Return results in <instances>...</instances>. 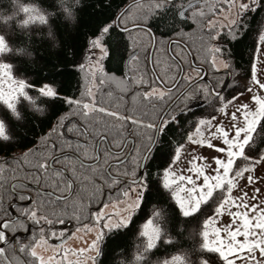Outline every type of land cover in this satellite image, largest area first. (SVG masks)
<instances>
[{
	"label": "snow or ice",
	"instance_id": "6c2138e0",
	"mask_svg": "<svg viewBox=\"0 0 264 264\" xmlns=\"http://www.w3.org/2000/svg\"><path fill=\"white\" fill-rule=\"evenodd\" d=\"M226 4L235 11L222 22L195 0H152L147 13L131 21V28L124 23L125 7L83 32L82 0H0V153L25 148L20 156L33 155L27 145L47 143L77 111L85 119L99 112L151 130L134 153L124 152L115 138L107 145L103 134L91 145L94 182L102 190L116 189L120 199L111 210L103 199L99 201L89 223L82 224L81 246L58 249L53 244L58 264H264V191L257 187L264 184V26L253 29L247 21L252 13L261 14L264 21V0ZM95 7L110 8L111 0H97ZM190 22L199 24L211 67L217 73L225 70L223 78L203 84L194 69L195 80L190 74L185 77L191 85L180 93L183 99L177 97L178 102L165 107L157 119L144 124L121 117L98 106L91 89L76 96L63 88L59 77L69 64L81 72L87 69L88 79L99 78L101 84L115 79L105 71V63L118 55L125 59L133 30L155 41L154 27L182 34V26ZM249 33L254 35L247 53V78L238 83L234 61L243 49L237 46ZM51 49L56 50L54 59ZM127 59L134 60L135 55L129 53ZM129 83L134 94L147 100L170 99L176 87L165 84L158 89L155 81L144 79ZM85 133L92 135L87 128ZM51 164L60 165V158L52 157L51 162L38 158L37 171H46ZM64 179L71 188L72 175ZM23 215L41 225V236L28 246L20 245V251H28L35 264H52L55 257L46 261L36 245H48L49 240L63 243L75 233L54 230V224L63 223L56 213L55 220L38 209ZM15 223L0 219V253L10 239L15 240L9 235ZM184 240L191 244L182 246ZM160 252L162 256L152 258ZM69 253L80 259L69 260Z\"/></svg>",
	"mask_w": 264,
	"mask_h": 264
},
{
	"label": "flooded vegetation",
	"instance_id": "af4514ba",
	"mask_svg": "<svg viewBox=\"0 0 264 264\" xmlns=\"http://www.w3.org/2000/svg\"><path fill=\"white\" fill-rule=\"evenodd\" d=\"M195 1L204 9L206 14L215 15V17L222 22L223 18L227 17L226 14L223 15V11H226V7H228L226 0ZM151 2L152 0H147L130 7L124 17V23L127 24L129 28L132 27L131 21L138 20L146 14ZM213 7L222 8L223 11L213 13L210 11ZM189 26L190 28L183 30L182 34H176L168 38H161L154 33L156 39L154 50H152L153 40L151 37L143 32L133 30L131 37H129L130 46L128 54L133 53L135 59L130 60L126 71L125 64L127 54L123 61L122 74L119 76L114 75L116 79H119L118 82H121V85H123L122 88L127 92L126 95H132L134 94L132 92L134 85L129 83V79H144L149 82L155 81L154 86L158 89H163L165 84L167 87L172 88L174 84L176 85L182 66L183 76L173 89L170 99L167 97L164 100L145 99L142 107H136L132 105V103H128L126 95L118 101L116 96V91L118 89L115 88V85L108 84L105 86V92H101L100 87L96 88L94 96L97 105L105 107L109 111H115L121 117L131 115L140 119L142 118L141 121L147 124L148 122L143 121L145 118H148L150 115L154 118L162 115L163 109L174 101H177V97H180V93L191 84L190 80L185 79L186 76L190 74L193 80L196 79L197 72L193 71L194 69L198 70L199 80L203 84L215 83L218 78H223L225 70L221 69L220 73H217L216 70L211 67V56L206 48L205 37L199 24L190 22ZM235 73V77H239L236 71ZM192 90H195V86ZM140 91H142V89ZM137 93L138 92L134 95ZM180 99L182 100L183 97H180ZM159 111H161L160 114ZM137 112L139 115H137ZM85 128L92 133L91 136L85 133ZM149 132L150 130L141 129L132 125L130 120H117L104 113L96 112L90 114L87 119L80 116L78 111L70 115L69 121H65V127L57 128V133L53 135L55 141L50 146L48 153L44 152L42 155V158H48L50 162L52 157H59L60 165L51 164L46 171L41 170L40 175L29 174L26 175L28 181L14 179L10 185L13 199L7 205L10 217L6 218L16 221L13 225V229L9 232L10 236H15V240L13 241L10 239L8 244L4 245V248L11 246L14 251H18L20 239L27 238L28 241L30 238L32 239L33 236L35 240L40 239L41 233L39 230L41 225L35 224L23 214L28 210L38 209L42 214L47 215L49 202L53 203L55 200L65 201L75 195L80 186L79 181L85 178V175L82 173L91 171L94 169L93 167L96 166L91 159V157L95 155L91 145H94L96 140L99 139V134L107 136V145H110L113 138H115V140L121 144L124 152L134 153L137 151V148L141 146L142 139L146 137L145 134L149 135ZM132 133H135V135ZM85 141H87V144H85ZM69 145H71V147H69ZM78 145L82 147L78 149ZM61 153L67 154L68 159L65 160ZM77 156H79L80 159H77ZM37 160L38 158H36L35 161ZM81 161H83V163H81ZM31 167H33V165H31ZM61 167L68 168V171L58 172V169ZM28 170H30V168ZM122 171L123 169L121 168V172ZM115 172L113 168L112 174L115 175ZM69 174L72 175L74 181L73 186L71 188L68 187V191L65 195H60L59 193H61L62 187L66 182L64 177ZM91 174L92 173H90V175ZM38 176L40 179H43V182H41L42 185L36 180ZM91 178L94 180V176H91ZM47 186L49 187L47 188ZM58 188H61V190H58ZM84 189L85 188H83V192L78 194L77 197L79 199L82 197L85 198L84 195L86 194H84ZM42 191H49L53 195H47ZM107 193H109V198L112 196L115 197L113 194H119L118 191L113 193L106 188L104 196H106ZM68 195L69 197L65 200L59 199ZM87 197H89V194H87ZM89 199L90 203H92V200L95 201V198L89 197ZM118 200L114 199L111 202H106L104 199L108 204H113ZM96 210L97 208L95 205L87 208L86 205H84L83 208L79 210L82 214L78 212L75 221L64 220L62 224L54 225V230L57 232L61 230L65 232H76V229L84 230L82 224H88L90 213ZM21 221L23 223H21ZM71 238L72 236L63 241V243L52 240H49V242L55 245H63ZM27 245H30V243Z\"/></svg>",
	"mask_w": 264,
	"mask_h": 264
},
{
	"label": "trees",
	"instance_id": "16d2710c",
	"mask_svg": "<svg viewBox=\"0 0 264 264\" xmlns=\"http://www.w3.org/2000/svg\"><path fill=\"white\" fill-rule=\"evenodd\" d=\"M131 1L133 0H111L110 8L99 9L95 7L97 0H82L83 11L82 13H80L81 19L83 21L82 26H81L82 31L87 32L89 27L93 26L95 23L103 19L105 16L113 12L122 10ZM252 17H255V19H252ZM247 21H248L249 27L253 29L257 28L258 26H264V21L261 20V14L252 13L247 18ZM189 28L190 26H182V31L189 29ZM153 32L161 38H168V37L176 35V34L166 32V30L163 27L161 28L154 27ZM253 35L254 33H249L248 37L244 41H242L240 45L237 46L238 48L243 49V55L242 56L238 55L235 58L234 67H235V71L238 73L239 77L242 79L247 78L246 70L248 69V60H249L247 53H248V48L250 47V41L252 40ZM55 52H56L55 49H51L49 52V55L53 59L55 58ZM128 52H129V47L127 51L125 52V57L128 54ZM123 61L124 60L122 61L120 60V57L118 55L115 59L105 63V71L107 73H110L111 75H115V76L121 75L122 68H123L122 66ZM58 70H61V69H58ZM62 70L64 72V75L62 77H59V79L62 81L63 88L65 89V91L68 94H75L76 96H80V94L83 92L82 72L71 64H69L66 69H62ZM242 82H239V83H242ZM122 87L123 85H120V86L117 85L115 87L116 89H118L116 91V96L118 98V101L124 98L125 95L127 94L126 90H124V88ZM100 89H101V92H105V88L100 87ZM126 100L128 101V103H132V105H135L136 107H142L143 101L145 99L138 92L136 95L134 94L126 95ZM67 110H68L67 106H65L64 111H67ZM160 112L161 111H159V114ZM137 115H139L138 112H137ZM129 116L137 120L142 119V118L141 119L137 118L136 116H131V115ZM157 118L158 116L154 118L150 115L148 118H145L143 121H146L149 123ZM45 131H47V128H45ZM150 134H151V130L149 132V135ZM53 135L47 143L36 142L33 144H28L27 148H33L34 154L29 155L26 158L20 156V153L26 150L25 148H14V149H11L8 153H0V219L10 217V212L7 208V205L13 199V195L10 190V185L14 181V179H22L23 181H26L27 180L26 175H29V174L40 175L41 171H37V167H36L37 161L35 160L36 158H39V157L42 158V155L44 152L48 153V151L50 150V146L55 141ZM145 135L147 136L148 134H145ZM36 140L37 141L39 140L38 136ZM14 157H19V159H14ZM31 165H33V167H31ZM29 168L30 170H28ZM93 168L95 169L96 166ZM9 169L13 172L12 173L14 174L13 177H9V175L7 174V171ZM93 170L82 173L85 175V178L84 180L79 181L80 186L78 187L74 196H72L71 198L65 201L55 200L53 203L49 202L47 216L50 219L55 220V216H53L52 213H56L60 216V218L63 221L64 220L75 221V219L78 216V212H80L79 210H81L84 205H86V208L91 207L92 205L93 206L95 205V207L98 208L99 201L101 199L103 200L105 199L106 202H111L114 199H117V200L120 199L119 194H113L115 197L112 196L110 198H109V193H107L106 196H104V191L106 188L102 190L100 184L92 180L91 176H93ZM114 171H116L115 168H114ZM90 173L92 174L90 175ZM36 180L39 184L43 182L42 181L43 179H40L39 176L36 177ZM48 187L49 186H47V188ZM83 188H85L84 189L85 190L84 194H86L84 195L85 198L82 197L79 199L77 196L79 193L83 192ZM58 190H61V188H58ZM67 191H68V185L65 182V185L62 187L61 193L59 194L65 195ZM111 191L113 193H116L117 190L113 189ZM87 194H89L90 198H95V201L92 200V203H90V199L89 197H87ZM54 225H57V224H54ZM33 240H34V236L32 237V239L30 238V240L28 241H27V238L20 239L18 243L19 245L18 251H14L11 246L5 247L4 253H0V264H35V259L30 255L28 251H20V245L28 246L27 244L31 243ZM132 243H133L132 239L129 238L127 240V244L130 246ZM190 244H191V241H188V240H184L182 242V246H189ZM162 255L163 253L160 252V253H157L156 256H153L152 258L156 259L157 256H162ZM119 259L120 257L118 256L117 260Z\"/></svg>",
	"mask_w": 264,
	"mask_h": 264
},
{
	"label": "rangeland",
	"instance_id": "374dc122",
	"mask_svg": "<svg viewBox=\"0 0 264 264\" xmlns=\"http://www.w3.org/2000/svg\"><path fill=\"white\" fill-rule=\"evenodd\" d=\"M226 9H227L226 11H223V15L226 14V16H229L230 11L231 12L235 11L234 8L229 9L228 7H226ZM86 72H87V69H85V72H82V74H83V92L84 93H86L89 89H91L92 94L94 96L96 88H99V87L105 88V86L108 84H112L115 86L121 85V82H118L119 79H116V78L115 79H104V82L102 84L99 82V78L89 80L85 74ZM235 79L237 80V82L238 81L239 82L244 81V79H242L240 77H235ZM85 98H87V97H85ZM181 159L183 160V157ZM12 173L13 172L10 169L7 171V174L9 175V177H13L14 174H12ZM257 187H260L261 190L264 191V184L258 183ZM112 207H113V204H109L108 210H111ZM74 233H75V235H72V238L68 242H66L65 244H63V245H57L56 244L58 249H73L74 250L75 248L81 246L83 241L80 239V237L85 236L84 230L76 231ZM35 250L37 251L38 255L43 256L46 261L48 260L49 257H55L52 261V264H58L60 256L57 254V251H53V244L51 242H48V245L37 244ZM68 259L75 262L77 259H80V258L73 256L71 253H69Z\"/></svg>",
	"mask_w": 264,
	"mask_h": 264
},
{
	"label": "water",
	"instance_id": "95a60500",
	"mask_svg": "<svg viewBox=\"0 0 264 264\" xmlns=\"http://www.w3.org/2000/svg\"><path fill=\"white\" fill-rule=\"evenodd\" d=\"M143 1H146V0H133V1H131L129 4H127L125 7L127 8V10L130 8V7H132L133 5H135V4H138V3H140V2H143ZM196 3H198L197 1H195ZM124 7V8H125ZM123 8V9H124ZM131 28V27H130ZM153 40V39H152ZM155 45H156V39H155V41H153V44H152V50H154V47H155ZM129 62H130V60L129 59H127L126 60V64H125V69H126V71H127V69H128V64H129ZM182 76H183V67L181 66V72H180V75H179V78H178V80H177V82H176V85H177V83L180 81V79L182 78ZM191 85V84H190ZM189 85V86H190ZM188 86V87H189ZM187 87V88H188ZM72 190H73V188H72ZM43 193H45V194H47V195H53L51 192H49V191H42ZM69 197V195L68 196H66V197H61V198H59L60 200H65V199H67Z\"/></svg>",
	"mask_w": 264,
	"mask_h": 264
}]
</instances>
